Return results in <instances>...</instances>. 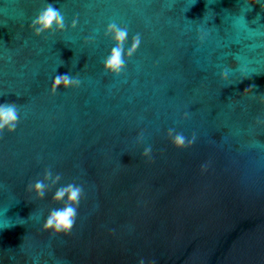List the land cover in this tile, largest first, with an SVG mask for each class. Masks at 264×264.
Here are the masks:
<instances>
[{
    "label": "water",
    "instance_id": "obj_1",
    "mask_svg": "<svg viewBox=\"0 0 264 264\" xmlns=\"http://www.w3.org/2000/svg\"><path fill=\"white\" fill-rule=\"evenodd\" d=\"M49 3L66 30L36 37ZM247 3L0 0V104L20 113L0 135V264H264V0ZM112 22L125 53L141 36L119 77ZM64 74L81 86L53 94ZM46 170L84 187L70 234L43 230L56 189L28 191Z\"/></svg>",
    "mask_w": 264,
    "mask_h": 264
},
{
    "label": "clouds",
    "instance_id": "obj_2",
    "mask_svg": "<svg viewBox=\"0 0 264 264\" xmlns=\"http://www.w3.org/2000/svg\"><path fill=\"white\" fill-rule=\"evenodd\" d=\"M255 0H248L247 6L251 5ZM78 26V21L73 20L71 28L75 30ZM31 28L36 37H41L45 34L60 32L66 30L65 19L59 9L49 3L31 22ZM106 37H110L114 42V47L111 49L110 55L103 62V70L106 74L113 77H119L126 68V59L131 60L141 46V36L136 34L132 38L131 47L125 53V46L128 41L129 30L127 27H121L116 22L108 25L105 32ZM88 43L89 41H85ZM81 86V80L78 76L69 74L56 75L52 83V93L55 94L58 90L75 89ZM20 113L16 103L0 104V135L5 131L9 134L15 133L19 123ZM173 145L177 149H185L191 147L195 142V136L192 139H187L184 134L175 132L170 129L167 133ZM138 141L143 143L144 135L140 134ZM152 153L151 145L143 150L145 157H150ZM61 175H53L51 170H46L43 180H37L34 184H29L28 191L34 194L37 200L43 201L46 194L53 188L56 189L53 196L54 204H62V207L52 208L43 224V230L51 232L54 235L70 234L78 217V210L82 198L85 195L84 187L76 183H69L65 186L57 188L60 184ZM139 264H145L143 259ZM151 264H155L152 261Z\"/></svg>",
    "mask_w": 264,
    "mask_h": 264
}]
</instances>
